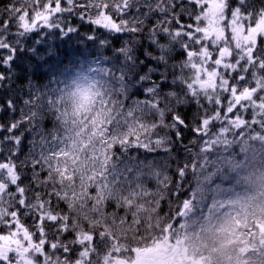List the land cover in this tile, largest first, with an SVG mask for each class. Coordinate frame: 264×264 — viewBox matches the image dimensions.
I'll return each mask as SVG.
<instances>
[{"label":"snow or ice","instance_id":"1","mask_svg":"<svg viewBox=\"0 0 264 264\" xmlns=\"http://www.w3.org/2000/svg\"><path fill=\"white\" fill-rule=\"evenodd\" d=\"M85 25L82 38L112 53L102 79L15 90L28 34ZM0 69V264H206L152 224L160 191L145 179L159 174L146 161L182 143L186 106L196 136L219 122L264 139V0H11ZM240 213L229 243L253 231Z\"/></svg>","mask_w":264,"mask_h":264},{"label":"trees","instance_id":"2","mask_svg":"<svg viewBox=\"0 0 264 264\" xmlns=\"http://www.w3.org/2000/svg\"><path fill=\"white\" fill-rule=\"evenodd\" d=\"M10 2L0 0V8ZM72 23L75 25L78 21L73 20ZM88 31L90 26L85 25L81 26L79 33L71 36L58 33L55 29H37L28 34L13 64L15 90L19 92L28 83L59 88L74 74L95 66L98 69L96 79H102L105 73L101 70L107 66L106 61L112 53L98 47L95 42L83 39V33ZM196 111L194 105L181 111L187 123L182 130V143L173 141L166 150H158L146 161L159 174L145 179L149 190L160 191L156 200L146 208L150 220L160 228L169 223L175 236L184 238L186 243L190 237H198V230H203L205 226L224 217L233 218L236 213L223 200L229 192L232 195L230 187H235L240 179L248 178L264 166V139L248 130L225 132L222 129L226 126H221L219 122L215 130L210 129L209 135L196 136L192 131ZM0 122H3L2 119ZM48 128L51 130L52 125L49 124ZM233 168L239 170L233 172ZM165 177L167 186L163 185ZM229 177L232 182L228 181ZM217 199L224 202L215 206ZM185 202L187 208L184 207ZM209 216L211 223H208ZM254 221L247 224L253 231L242 228L233 242L239 245L237 264L239 260H244L246 264H264V236L259 229H255ZM149 235L155 236V233Z\"/></svg>","mask_w":264,"mask_h":264},{"label":"clouds","instance_id":"3","mask_svg":"<svg viewBox=\"0 0 264 264\" xmlns=\"http://www.w3.org/2000/svg\"><path fill=\"white\" fill-rule=\"evenodd\" d=\"M248 188L247 215L240 216L241 223L251 224L254 220L264 223V168L250 174ZM198 231V237H190L187 242L190 252L209 257L206 264H237L239 245L229 243L236 233L232 217L221 218Z\"/></svg>","mask_w":264,"mask_h":264},{"label":"rangeland","instance_id":"4","mask_svg":"<svg viewBox=\"0 0 264 264\" xmlns=\"http://www.w3.org/2000/svg\"><path fill=\"white\" fill-rule=\"evenodd\" d=\"M97 70L98 69L95 66L93 69L80 71V72L74 74L65 84L61 85L59 88L70 89V88H74L76 84L86 85L91 79H96ZM262 168H264V166H262L261 169ZM233 169H234L233 172H235L236 170H239L236 168H233ZM239 172H241V171H239ZM248 179H249V177L246 179L245 178L240 179L239 184L236 183L235 187L231 186L229 190L233 189L232 195L228 191L229 193L227 192L228 193L227 197L223 199L224 201L226 200L225 202L229 204V209H231L233 212H235L236 215H237V213H240V204L245 203V200L248 196V191H249ZM231 180L232 179L229 177L228 181L230 182ZM220 199H217L218 203L215 204V206L220 205L221 202H224V201H221ZM242 214L243 213H240V215H242ZM236 215H234V217ZM208 223H211L210 216L208 218ZM239 264H246V263L244 260H239Z\"/></svg>","mask_w":264,"mask_h":264}]
</instances>
